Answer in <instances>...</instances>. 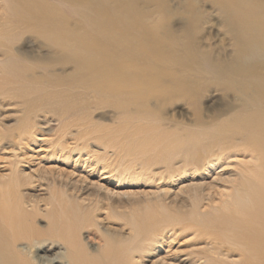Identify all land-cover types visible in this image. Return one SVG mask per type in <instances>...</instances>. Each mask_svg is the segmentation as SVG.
<instances>
[{"label":"bare ground","instance_id":"obj_1","mask_svg":"<svg viewBox=\"0 0 264 264\" xmlns=\"http://www.w3.org/2000/svg\"><path fill=\"white\" fill-rule=\"evenodd\" d=\"M1 1L0 96L19 100L24 130L77 117L161 177L204 176L231 152L252 159L204 211L210 182L113 193L44 171L42 195L31 174L0 176V264H264V0ZM220 34L229 48L213 45ZM179 229L195 247L152 259Z\"/></svg>","mask_w":264,"mask_h":264},{"label":"rangeland","instance_id":"obj_2","mask_svg":"<svg viewBox=\"0 0 264 264\" xmlns=\"http://www.w3.org/2000/svg\"><path fill=\"white\" fill-rule=\"evenodd\" d=\"M171 4L177 3L172 1ZM204 9L211 10L209 5H205ZM2 13L3 2L0 0V19ZM213 21V15L209 14L205 26L208 27ZM207 32L204 34L209 37ZM213 45L217 49L230 47L223 34L216 35ZM6 95L0 96V176L8 175L13 171L31 174L34 180L32 179L33 184L30 188L42 195L47 194L45 192L47 182L41 180L44 171H50L55 174L54 177L84 187L95 188L101 185L102 191H106L107 188L113 193L168 191L171 196L193 181V183L204 181L215 185L211 190L213 203L203 202L201 210L204 211L209 209V204L217 205L222 201L236 178L240 177L238 175H241L242 171L251 164L252 156L249 153L231 152L215 161L204 176H199L200 173L188 172L172 177L167 175L161 177L154 172L147 173L140 164L135 166L134 164L140 163V160L133 162L120 149L108 147L103 141H97L95 138L99 137L100 133L95 131L91 134L89 129L79 127L80 122L77 117L60 120L52 115L47 117L43 115L37 119V124L34 123L31 129L24 130V121L21 119L22 105L13 96ZM216 98L206 99L205 104L212 103ZM93 116L98 119V115ZM66 121H70L73 125L64 128ZM99 124L100 128H105L112 126L114 121L107 118L99 121ZM94 143L97 146H93ZM125 166L129 167L127 175L121 173ZM106 211H103V215L107 213ZM89 229L83 230L84 238L90 245L98 247L99 238L92 233L95 228H91L90 231ZM195 243H197L196 236L192 232H183L180 229L167 231L152 259L162 257L167 261H176L185 257L186 252L195 247Z\"/></svg>","mask_w":264,"mask_h":264}]
</instances>
